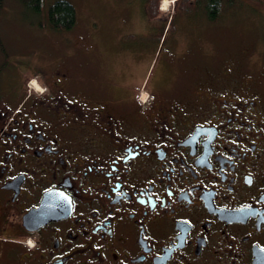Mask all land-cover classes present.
Masks as SVG:
<instances>
[{
    "label": "flooded vegetation",
    "instance_id": "flooded-vegetation-1",
    "mask_svg": "<svg viewBox=\"0 0 264 264\" xmlns=\"http://www.w3.org/2000/svg\"><path fill=\"white\" fill-rule=\"evenodd\" d=\"M0 57V264H264V46L133 91Z\"/></svg>",
    "mask_w": 264,
    "mask_h": 264
},
{
    "label": "rangeland",
    "instance_id": "rangeland-1",
    "mask_svg": "<svg viewBox=\"0 0 264 264\" xmlns=\"http://www.w3.org/2000/svg\"><path fill=\"white\" fill-rule=\"evenodd\" d=\"M54 1L44 0L42 15L37 16L21 0H0V42L11 53L4 79L25 61L27 74L61 69L77 80L115 81L131 91L152 78L166 77L175 86L183 75H199L204 67L245 62L246 52L255 60L264 46V4L259 0H224L215 21L208 15L210 2L200 0L201 7L190 15L177 13L160 41L157 29L168 23L176 6L150 21L144 0H68L77 10V23L68 31H56L39 25ZM151 23L156 25L152 29ZM262 61L258 57L254 71L263 73ZM30 83L29 89L38 94L45 90ZM142 92L146 97L147 91Z\"/></svg>",
    "mask_w": 264,
    "mask_h": 264
},
{
    "label": "trees",
    "instance_id": "trees-1",
    "mask_svg": "<svg viewBox=\"0 0 264 264\" xmlns=\"http://www.w3.org/2000/svg\"><path fill=\"white\" fill-rule=\"evenodd\" d=\"M28 8H30L34 14L41 16L44 10V0H21ZM161 0H144V6L148 11L150 20H156L161 15L159 4ZM210 3L207 5V11L209 18L215 21L221 12V6H223L224 0H208ZM232 2V1H231ZM260 3L264 4V0H259ZM200 0H180L177 11L174 13L173 18L170 22L171 27L175 24L177 13H184L190 15L193 11H196L201 6ZM45 22H40L39 25L42 27L50 26V28L56 31H68L72 29L77 23V10L73 3L68 0H55L50 4L49 8L45 13ZM163 28L159 32V41L162 39L163 32L166 28L167 23H163ZM42 74L40 71L33 72L31 78Z\"/></svg>",
    "mask_w": 264,
    "mask_h": 264
},
{
    "label": "crops",
    "instance_id": "crops-1",
    "mask_svg": "<svg viewBox=\"0 0 264 264\" xmlns=\"http://www.w3.org/2000/svg\"><path fill=\"white\" fill-rule=\"evenodd\" d=\"M144 8H145L144 10L146 11V13L148 14L149 9L146 6H144ZM150 21H152V20H150Z\"/></svg>",
    "mask_w": 264,
    "mask_h": 264
},
{
    "label": "bare ground",
    "instance_id": "bare-ground-1",
    "mask_svg": "<svg viewBox=\"0 0 264 264\" xmlns=\"http://www.w3.org/2000/svg\"><path fill=\"white\" fill-rule=\"evenodd\" d=\"M166 5H167V2L165 3ZM35 85V84H34ZM35 87L37 88V89H39L40 90V87H39V85L38 84H36L35 85Z\"/></svg>",
    "mask_w": 264,
    "mask_h": 264
},
{
    "label": "built area",
    "instance_id": "built-area-1",
    "mask_svg": "<svg viewBox=\"0 0 264 264\" xmlns=\"http://www.w3.org/2000/svg\"><path fill=\"white\" fill-rule=\"evenodd\" d=\"M169 1H172V0H169ZM146 97H147V94H146Z\"/></svg>",
    "mask_w": 264,
    "mask_h": 264
}]
</instances>
